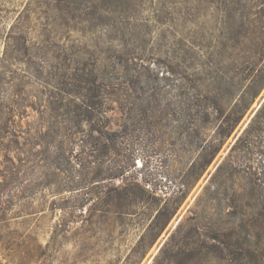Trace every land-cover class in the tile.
I'll return each instance as SVG.
<instances>
[{
    "label": "rangeland",
    "instance_id": "1",
    "mask_svg": "<svg viewBox=\"0 0 264 264\" xmlns=\"http://www.w3.org/2000/svg\"><path fill=\"white\" fill-rule=\"evenodd\" d=\"M120 1L104 15L111 25L101 26L61 21L41 0H0V264H228L225 235L242 233L245 213L254 221L264 184V85L248 95V108L226 137L225 121L243 106L248 85L204 124L180 109L185 98L173 74L183 45L233 46L227 19L248 10L237 0ZM256 14L264 24L260 7ZM263 24L250 36L251 58L240 55L235 74L264 64ZM12 28L30 37L27 63L2 60ZM83 50H102L112 61L127 53L165 74L167 111L131 113V92L91 121L67 115L54 75L65 71L66 53ZM38 70L46 71L42 81ZM98 119L118 134L119 156L84 162L77 155L99 136ZM134 159L137 180L101 181L117 160Z\"/></svg>",
    "mask_w": 264,
    "mask_h": 264
},
{
    "label": "trees",
    "instance_id": "2",
    "mask_svg": "<svg viewBox=\"0 0 264 264\" xmlns=\"http://www.w3.org/2000/svg\"><path fill=\"white\" fill-rule=\"evenodd\" d=\"M41 1L49 10L56 13L57 19L61 21H79L80 24L99 21L101 26L104 22V25H111L112 19L104 18V15L109 13L112 7L118 8L122 5L120 0ZM236 3L240 5L239 9L248 10V12L245 11L246 13L239 19L232 15L227 19L230 32L226 39L235 44L228 46L229 44L225 43L221 50L218 48L209 49V51L204 48L198 49L196 46L185 50L186 46L183 45L184 48L180 49L179 63L173 71L177 81L178 96L181 99L185 98L184 102H180V109L194 112L197 117H201V122L204 124L211 122V116L215 112L224 113L227 104L242 91L246 84L247 89L241 97L243 101L250 98L248 95H257L264 85V64L256 63L244 76L235 74L233 70L235 65L237 66L240 55H244L241 59L251 58L248 55L252 54V50L249 49L248 44L250 36L259 29V23L262 21L263 24V17L255 15H258L256 13L259 7L264 14V0H237ZM72 29L78 31L77 26ZM114 39L111 40L114 41ZM197 40L195 38V41ZM99 52L83 50L78 51V54L66 53L65 71L54 75V78L58 80L54 88L64 94L63 107L67 110V115L74 111L80 118L82 117L84 122L91 121L92 117L103 114L109 101L115 98L117 101L124 100L123 96L127 97L131 92L135 94L136 100L130 110L131 113L137 112L151 117L167 111V106L162 105L167 84H162L161 81L168 79L165 74L160 78L159 72L152 70L150 66H144L139 61L136 62L135 56L131 57L127 53L117 56L119 60L112 61V59L104 58L102 50ZM262 52L263 57L264 51ZM32 56V42L28 33L17 32L16 28H12L6 40L2 60L8 61L12 66L19 65L20 62L27 63ZM45 73L44 70H38L34 76L42 81L47 77ZM47 85L51 84L48 82ZM225 99L228 100L227 104ZM249 101H245L243 106H240L239 102L226 119L225 122L228 124L226 137L248 108ZM121 106L126 112V106L124 104ZM94 127V131L99 136H92L89 141L84 142L77 156L81 155L84 162H89L92 157L95 164H100L112 152L119 156V153H116L119 145L118 134L108 132L101 119H98ZM135 161V159L130 160V163L128 160H117L110 173L101 178V181L137 180V176L130 173L136 166ZM90 163L93 162L90 161ZM260 187L254 221L251 222L250 216L245 213L244 217H247L248 221L243 224L242 233L237 234L232 229L227 232L222 242L228 264H264V184ZM253 239H256V242H253Z\"/></svg>",
    "mask_w": 264,
    "mask_h": 264
}]
</instances>
